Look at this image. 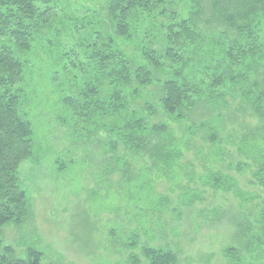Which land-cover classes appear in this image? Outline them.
<instances>
[{
	"label": "trees",
	"instance_id": "1",
	"mask_svg": "<svg viewBox=\"0 0 264 264\" xmlns=\"http://www.w3.org/2000/svg\"><path fill=\"white\" fill-rule=\"evenodd\" d=\"M87 3L82 5L86 15L78 19L66 0H0V264H42L39 249L25 246L20 256L1 234L4 225L21 228L33 216L19 176L34 147L33 125L22 111L27 93L20 84L32 43L37 36L50 37L54 19L79 34L68 48L59 38L53 44L57 64L71 76L59 95L70 111L68 122L76 135L97 146L101 134L107 135L109 140L101 142L113 155L106 159L122 166L117 165L123 178L146 159L145 168L168 178L178 168L185 170L179 160L193 138L200 134L204 142L220 144L225 115L235 118L221 110L237 103L236 110L249 109L254 120L243 122L246 132L237 148L252 155L245 167L252 168L253 182L264 191V0ZM119 146L123 155L115 154ZM222 175L215 171L210 177L214 190L224 185ZM189 196L192 203L198 198L197 192ZM252 216L233 219L238 246L222 249L231 264H264V208ZM138 242L134 233L120 245L136 248ZM128 252L124 264L177 262L167 245Z\"/></svg>",
	"mask_w": 264,
	"mask_h": 264
},
{
	"label": "rangeland",
	"instance_id": "2",
	"mask_svg": "<svg viewBox=\"0 0 264 264\" xmlns=\"http://www.w3.org/2000/svg\"><path fill=\"white\" fill-rule=\"evenodd\" d=\"M66 1L80 19L86 15L85 1L93 5L96 0ZM52 29L50 37L37 36L32 43L20 84L27 93L22 111L33 125L34 147L32 158L22 161L19 176L33 216L21 228L4 225V244L20 256L25 246L39 249L42 264H124L128 251L138 252L142 245L169 246L177 254L175 264H231L222 249L238 246L232 239L233 219L251 220L252 213L264 208V191L253 182L252 168L245 167L252 164V155L237 148L246 132L243 122H254L251 111L236 110L237 103L227 97L231 104L221 113L231 112L235 118L231 121L225 115L218 129L220 144L204 142L198 134L179 160L185 170L178 168L168 178L150 171L147 159H139L140 165L125 179L117 165L122 166L106 159L113 155L103 143L109 140L107 135L101 134L105 141L97 146L76 135L68 122L70 111L59 95L70 75L63 73L61 62L57 64L53 44L59 38L68 48L79 34L55 19ZM76 73L81 77L80 71ZM174 128L179 135L177 125ZM115 154L123 155V148L119 146ZM111 167L114 171L107 174ZM215 171L225 180L216 190L210 182ZM193 192L198 195L194 203L189 201ZM134 233L139 240L136 248L120 245Z\"/></svg>",
	"mask_w": 264,
	"mask_h": 264
}]
</instances>
